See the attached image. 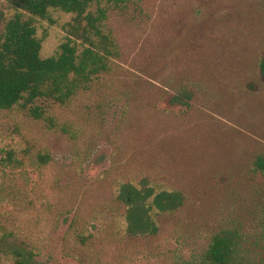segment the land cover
<instances>
[{
    "label": "rangeland",
    "instance_id": "1",
    "mask_svg": "<svg viewBox=\"0 0 264 264\" xmlns=\"http://www.w3.org/2000/svg\"><path fill=\"white\" fill-rule=\"evenodd\" d=\"M98 8L110 69L65 105L38 100L39 119L0 110V264H194L225 234L264 264V0ZM15 10L0 0V35ZM51 18L36 21L43 58L84 43L74 14ZM128 184L182 196L156 233L127 231Z\"/></svg>",
    "mask_w": 264,
    "mask_h": 264
},
{
    "label": "trees",
    "instance_id": "2",
    "mask_svg": "<svg viewBox=\"0 0 264 264\" xmlns=\"http://www.w3.org/2000/svg\"><path fill=\"white\" fill-rule=\"evenodd\" d=\"M102 1L12 0L15 13L7 19L0 35V110L20 107L39 119L43 112L36 105L38 100L65 105L80 89L110 69L118 46L112 33L103 27L106 11L98 8L96 14L90 12L93 5ZM109 1L120 6L127 0ZM51 10L74 14V32L82 36L84 43L68 38L57 55L43 58L36 21L54 23ZM260 68L264 74V58ZM12 157L13 153L7 152L8 162ZM39 160L46 162L47 157L39 156ZM253 169L264 178V153L255 158ZM118 197L127 208L125 222L131 235L156 233L153 213L172 211L182 199L174 191H143L132 184L124 185ZM229 235L215 237L208 251L194 264H252L240 256L239 243Z\"/></svg>",
    "mask_w": 264,
    "mask_h": 264
}]
</instances>
